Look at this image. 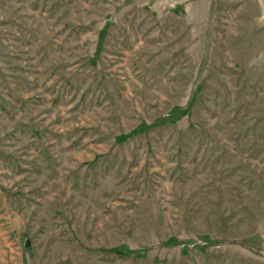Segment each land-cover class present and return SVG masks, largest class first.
<instances>
[{
  "label": "rangeland",
  "instance_id": "rangeland-1",
  "mask_svg": "<svg viewBox=\"0 0 264 264\" xmlns=\"http://www.w3.org/2000/svg\"><path fill=\"white\" fill-rule=\"evenodd\" d=\"M0 264H264V0H0Z\"/></svg>",
  "mask_w": 264,
  "mask_h": 264
},
{
  "label": "trees",
  "instance_id": "trees-1",
  "mask_svg": "<svg viewBox=\"0 0 264 264\" xmlns=\"http://www.w3.org/2000/svg\"><path fill=\"white\" fill-rule=\"evenodd\" d=\"M169 120H170V121H173V120H174V118H169ZM134 132H135V131H134Z\"/></svg>",
  "mask_w": 264,
  "mask_h": 264
}]
</instances>
